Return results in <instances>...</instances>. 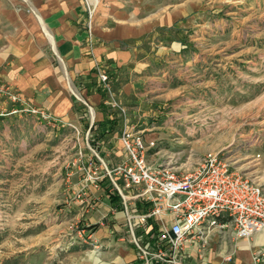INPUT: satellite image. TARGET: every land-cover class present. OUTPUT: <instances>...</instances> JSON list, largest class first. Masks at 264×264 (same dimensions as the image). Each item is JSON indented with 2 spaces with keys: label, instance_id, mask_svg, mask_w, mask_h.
I'll return each instance as SVG.
<instances>
[{
  "label": "crops",
  "instance_id": "crops-1",
  "mask_svg": "<svg viewBox=\"0 0 264 264\" xmlns=\"http://www.w3.org/2000/svg\"><path fill=\"white\" fill-rule=\"evenodd\" d=\"M105 1H108L106 6ZM123 1L126 0H101L89 27L85 0H0V81L14 84L35 106L45 109L53 119H60L57 128L71 130L79 146L85 145L89 134L98 161L102 162V181L97 186L90 182L84 199L66 205L77 228L72 232L77 243L71 247L78 253L75 264L137 262L139 254L131 238V226L143 230L139 215L153 205L137 196V187L125 188L119 182L124 179L116 167L126 159L122 132L130 126L142 133L147 142H155L148 150V159L158 154L155 146L160 131L156 128L161 127L157 124L161 108L169 101L206 91L205 69L210 62L221 64L222 46L206 43L205 38L218 33L215 29H219L220 35L226 34L230 25L197 23L200 26L195 29V36L187 40L186 29L194 21L186 20L188 13L182 10L162 13L161 19L155 18L144 25L109 26L102 16L116 20L115 17L128 11L133 15L141 12L135 6L144 0H129L133 9H125ZM151 10L149 15L157 17L158 8L152 13ZM174 24L181 28V37L168 41L158 29ZM242 38L243 35L238 41ZM253 47L254 44L240 45L237 51L241 54ZM250 56L243 53L241 58L249 61ZM99 69L110 75V92L100 80ZM211 81L215 87L210 90L219 92L220 80ZM89 106L94 120L91 117V121H86ZM191 106L200 107L196 103L172 104L174 109ZM17 107L0 99V120L4 121L7 134L14 144L19 143L16 137L20 135L22 146L39 141L44 137L40 129L44 120L33 114L13 112ZM73 126L82 128L83 136ZM17 127L21 129L18 134L14 131ZM92 153L91 149L89 154ZM246 164L236 168L243 171L251 162ZM106 170L113 173L107 175ZM247 174L257 176L264 185V162ZM80 180V177L75 180L73 190L79 188ZM115 183L124 188L129 210L125 209L123 195ZM112 194L114 198L118 195L117 200ZM195 242L201 244L200 240ZM205 245L203 253L193 244L185 245L178 252V260L183 264H254V254L264 247V229L239 237L232 228L217 227ZM156 264L174 263L157 261Z\"/></svg>",
  "mask_w": 264,
  "mask_h": 264
},
{
  "label": "rangeland",
  "instance_id": "rangeland-1",
  "mask_svg": "<svg viewBox=\"0 0 264 264\" xmlns=\"http://www.w3.org/2000/svg\"><path fill=\"white\" fill-rule=\"evenodd\" d=\"M123 3L125 9L139 6L141 12L133 15L128 11L115 17L116 20L102 16L109 26L144 25L155 18L161 19L162 13L183 10L188 13L186 20L194 21L186 29L189 35L185 37L191 40L200 26L197 23L230 24L226 34L220 35L219 29H215L218 33L205 38L206 43L222 46L221 64L209 61L205 69L208 78L220 80L221 89L211 91L214 83L206 78V91L200 95L195 92L163 105L157 120L161 127L156 128L160 131L155 146L158 154L151 153L150 162L183 171L194 167L205 155L219 153L237 171L252 173L264 162V0H144L135 7L129 5L132 1ZM157 8V17L149 15L150 9L152 13ZM92 19L89 13L90 23ZM158 32L168 41L181 37V28L175 24L160 27ZM241 35L243 38L238 41ZM248 44L254 47L239 54V46ZM243 53L251 54L249 61L241 58ZM178 102L196 103L200 107L174 109L172 104ZM88 114L86 121H91V112ZM0 121V264L77 263V250L71 248L77 243L72 237L77 228L66 205L84 199L83 186L93 170L90 163H102L97 154H89L93 146L89 134L85 145L79 146L71 130L58 129L54 122L44 120L40 127L44 137L22 146L21 136L17 135L19 143L14 144L4 121ZM73 129L83 136L82 128L73 126ZM14 131L18 134L21 129L17 127ZM246 163L249 166H244L243 171L236 168ZM247 173L244 174L260 183L257 176ZM79 177L81 184L73 190V183ZM123 181L119 180L121 184Z\"/></svg>",
  "mask_w": 264,
  "mask_h": 264
},
{
  "label": "built area",
  "instance_id": "built-area-1",
  "mask_svg": "<svg viewBox=\"0 0 264 264\" xmlns=\"http://www.w3.org/2000/svg\"><path fill=\"white\" fill-rule=\"evenodd\" d=\"M85 2L93 15L96 6L89 0ZM99 75L110 92L109 73L99 69ZM0 99L17 105L13 112L33 114L50 123L60 122L42 107L35 106L10 82L0 81ZM89 107L94 120L93 109ZM121 139L126 159L116 170L125 181L124 187H137V196L153 205L139 215L143 230L137 231V225L131 226V238L139 254L134 264H156L157 261L183 264L178 260V252L185 245L193 244L203 253L209 236L217 227L232 228L239 237L264 229V187L252 176L237 171L228 158L209 153L194 167L180 171L170 165L152 164L148 150L155 142H147L142 133L130 126L124 129ZM91 149L97 154L93 147ZM90 168L93 170L86 177L84 190L90 182L97 186L104 176L102 166L95 161H91ZM112 173L106 170L107 175ZM115 186L123 195L125 209L129 210L124 188L118 183ZM253 261L263 264L264 247L254 254Z\"/></svg>",
  "mask_w": 264,
  "mask_h": 264
},
{
  "label": "bare ground",
  "instance_id": "bare-ground-1",
  "mask_svg": "<svg viewBox=\"0 0 264 264\" xmlns=\"http://www.w3.org/2000/svg\"><path fill=\"white\" fill-rule=\"evenodd\" d=\"M91 2H93L94 6H96L97 4L100 3V0H91Z\"/></svg>",
  "mask_w": 264,
  "mask_h": 264
},
{
  "label": "trees",
  "instance_id": "trees-1",
  "mask_svg": "<svg viewBox=\"0 0 264 264\" xmlns=\"http://www.w3.org/2000/svg\"><path fill=\"white\" fill-rule=\"evenodd\" d=\"M112 196H113V199L117 200V196H118V195L115 194L116 198H114V195H113V194H112Z\"/></svg>",
  "mask_w": 264,
  "mask_h": 264
}]
</instances>
